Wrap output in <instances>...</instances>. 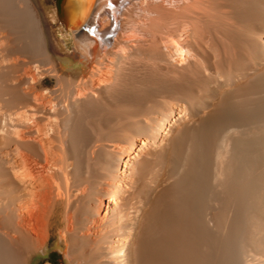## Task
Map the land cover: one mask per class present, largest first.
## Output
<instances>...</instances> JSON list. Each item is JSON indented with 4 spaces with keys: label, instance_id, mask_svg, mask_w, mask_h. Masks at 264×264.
<instances>
[{
    "label": "bare ground",
    "instance_id": "1",
    "mask_svg": "<svg viewBox=\"0 0 264 264\" xmlns=\"http://www.w3.org/2000/svg\"><path fill=\"white\" fill-rule=\"evenodd\" d=\"M45 2L0 0V264H264V0H64L72 50Z\"/></svg>",
    "mask_w": 264,
    "mask_h": 264
},
{
    "label": "rangeland",
    "instance_id": "2",
    "mask_svg": "<svg viewBox=\"0 0 264 264\" xmlns=\"http://www.w3.org/2000/svg\"><path fill=\"white\" fill-rule=\"evenodd\" d=\"M45 1L46 2H45V5H44V12L49 17L52 16V15H54V13H55V16H56V12H55V8H56L55 7V0H45ZM52 24H53V29H54L53 35H54L55 39L63 47H66L67 46V47H69L70 50H72V45H71V40H70L69 32H68V29L65 27L64 23L62 21H60L59 19H57V17H56V21L52 22ZM65 54H67V53H65ZM45 82H46V85L49 84L48 86H53L54 85L53 84L54 83V79L53 78H47L45 80ZM187 117H188L187 119L185 117H183V118L186 119L187 122H184V119L181 118V120H183V121L182 122H179V125H181L180 123H183L184 124V123H190L192 121V119L191 120H188V119H190L188 115H187ZM177 123H175V125H173V128H174V126L176 127V124ZM178 126L176 128H178ZM164 142H163V144H160L159 146H157L158 148L155 147V146H153L152 144H150L148 146L149 148L147 147V149L145 150V152H143V155L144 156L147 155L149 157L150 155H148L147 152L156 153L157 151H159L162 148V146L164 145ZM155 148H156L157 151L155 150ZM164 184H167V182H165ZM1 197H4L5 198V195L2 196V194H1ZM54 238H56V237L54 236ZM49 263H53V264H67L66 263V260H65V257H64V253L61 252V251H58V250L51 251V254L50 255L43 256L42 259H40L39 261H36V264H49Z\"/></svg>",
    "mask_w": 264,
    "mask_h": 264
},
{
    "label": "water",
    "instance_id": "3",
    "mask_svg": "<svg viewBox=\"0 0 264 264\" xmlns=\"http://www.w3.org/2000/svg\"><path fill=\"white\" fill-rule=\"evenodd\" d=\"M63 1L64 0H55V7H56V10H57V16H58V19L60 21H62L65 25V27L68 29L69 27V22H68V19L67 17L65 16V8H64V5H63Z\"/></svg>",
    "mask_w": 264,
    "mask_h": 264
}]
</instances>
